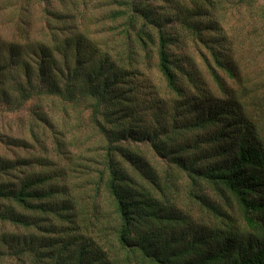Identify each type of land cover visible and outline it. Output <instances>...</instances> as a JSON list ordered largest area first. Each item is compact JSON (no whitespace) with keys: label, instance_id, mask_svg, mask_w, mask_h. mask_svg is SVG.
<instances>
[{"label":"trees","instance_id":"trees-1","mask_svg":"<svg viewBox=\"0 0 264 264\" xmlns=\"http://www.w3.org/2000/svg\"><path fill=\"white\" fill-rule=\"evenodd\" d=\"M217 6L247 11L262 43L258 50L264 48V0H190L164 17L124 0L110 16L122 25L108 34L109 44L85 31L60 38L57 24L64 18L45 10L50 28L42 41L26 30L18 34L19 28L18 41L0 39L1 100L10 102L11 84L17 109L35 98H56L74 107L92 102L96 123L99 109L109 117L107 127H97L107 143L101 169L80 174L87 195L69 189L70 176L55 158L0 157V258L10 253L17 264H264V74L247 83L235 53L224 51L208 10ZM175 23L178 36L167 30ZM187 41L207 65L217 95L192 80L198 68L189 54H172ZM153 52L171 97L168 105L163 100L170 131L135 141L121 125L137 116L133 92L142 78L150 96L159 94L141 71L151 66ZM218 71L237 81L236 88L227 89ZM31 134L35 139L33 126ZM53 141L58 159L64 146ZM132 142L147 143L164 161L161 179ZM182 177L186 207L168 202Z\"/></svg>","mask_w":264,"mask_h":264},{"label":"rangeland","instance_id":"rangeland-1","mask_svg":"<svg viewBox=\"0 0 264 264\" xmlns=\"http://www.w3.org/2000/svg\"><path fill=\"white\" fill-rule=\"evenodd\" d=\"M122 1L124 0H0V39L4 43L18 41L16 32L19 28L18 34L26 30L32 40L42 41V35L48 34L47 28H50L44 19L45 10H53L64 18L62 21H58L57 24L63 30L58 33L60 38L85 31L92 36L99 34L103 43L107 42L109 44L111 38L108 34H114L122 25L121 21H112L110 16L112 13L122 10ZM135 1L141 2L144 7L152 10L156 16L161 17L175 15L181 5H190V0ZM208 10L210 17L214 19L213 21H218L220 32L217 33V36L222 40L224 51L227 52L231 48L235 53L236 60L238 59L240 65V72L248 78L247 83L253 82L260 73L263 72L264 74V48L258 50V46L262 43L259 39L254 38L256 27L252 25L251 20L253 19L250 14L245 10H235L231 7L226 8V10L219 7L218 9L211 10L209 8ZM69 17L74 18L72 22L75 27L70 24ZM168 26H170L167 29L169 34L178 36L176 30L179 25L175 23ZM257 32L259 34V31ZM153 34L156 39L155 31ZM119 47L120 44L118 43ZM224 51H222L223 54ZM172 54L175 58L181 59L185 54H189L198 68V73L192 77V80L198 85L205 82V88L217 95L218 87L213 81L207 65L200 59L198 49L193 50L190 41H187L184 46H174ZM206 60L211 67H214L208 53H206ZM145 67L141 66L144 78H149L150 82L158 88L159 94L155 99L150 96L149 89L142 88L143 83H145L143 78L142 81H139L141 86L139 90L133 92L134 99L138 103L137 116L133 117L130 122H128V119H124L121 126L128 128L127 138L135 141L155 134V132L163 136L170 131V112H165L166 107L164 110L163 100L166 102L165 105H168L167 101L171 97L165 90V84L157 73L154 52L152 53L151 66H149V69ZM218 74L227 89L233 90L236 88L237 81L229 79L223 71H218ZM10 86L11 84L8 86L9 89L6 90L7 94H11L10 102L0 99V136L8 138L11 146L5 145L0 140V157L10 161L36 158L37 156L44 157L45 155L50 160L55 158L54 163L57 164L56 166L64 168V171H67V176H70L65 181L69 189L76 192H86L83 195H87L89 193L87 181H83L84 179L80 177V174L85 175L88 171L101 169L100 165L103 162L107 143L99 134L97 127L99 128V126H104L107 123L109 119L106 116L107 111L103 108L99 109L96 123L91 107L92 102L74 107L56 98H35L24 102L17 109L16 106L20 99L16 93L13 94ZM39 116L47 119L50 126L44 125ZM108 125L106 124L105 127ZM32 126L35 131V139L31 134ZM55 138L60 146H64L62 150L64 153L58 159L55 157V154H57L53 141ZM146 144L144 142L130 143L132 148H136L142 153L140 160H144L150 166L156 168V172L159 174L158 178L161 179L162 171L166 170L165 163ZM61 156L63 157L61 158ZM175 185L178 188L177 194H172L168 202L175 203L176 201L179 202V207H186L189 202L187 198L189 188L185 179L182 177ZM166 193L170 194L172 190H168ZM173 196H176L177 200L173 199ZM157 199L163 202L161 198L157 197ZM35 232L32 233L36 234ZM6 254L5 257L0 258V264H17V260L13 255ZM26 264L31 263L27 261Z\"/></svg>","mask_w":264,"mask_h":264}]
</instances>
